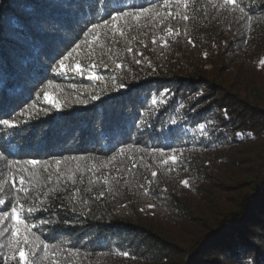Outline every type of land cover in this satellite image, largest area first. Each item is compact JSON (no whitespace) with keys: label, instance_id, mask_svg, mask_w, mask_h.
<instances>
[{"label":"trees","instance_id":"16d2710c","mask_svg":"<svg viewBox=\"0 0 264 264\" xmlns=\"http://www.w3.org/2000/svg\"><path fill=\"white\" fill-rule=\"evenodd\" d=\"M237 3L0 0V199L36 264H264V0Z\"/></svg>","mask_w":264,"mask_h":264},{"label":"snow or ice","instance_id":"6c2138e0","mask_svg":"<svg viewBox=\"0 0 264 264\" xmlns=\"http://www.w3.org/2000/svg\"><path fill=\"white\" fill-rule=\"evenodd\" d=\"M181 2L182 0H176V3L178 5ZM224 3L227 5H233L235 7H238L241 13H244L245 11V9L237 3V0H224ZM168 4H169V0H163V5L165 7H167ZM113 11L118 13V15H111V13H109L113 21L118 20L119 16L130 15V13L123 12L121 9H113ZM148 11H149L148 7L141 6L139 11L136 13V17L138 18L141 14L146 13ZM169 15H171V12H169ZM183 18L184 20L188 19L187 16H184ZM104 23L107 24L108 20H104ZM97 27H99L98 24H93L92 27L88 29V32L85 33V36H87L90 32L93 31V29H96ZM168 31L169 34H172V29H169ZM176 34L179 35L178 32ZM153 43H156L155 38L153 39ZM189 43H191L190 40ZM80 47H81L80 44H76L75 48H73V51H70L68 52L67 55L63 56V59L59 61L61 69H66L68 67L65 64V61H67L69 57L73 55V52ZM129 51H131V49H129ZM140 62L141 61L139 60L137 61V63ZM261 63L264 64V60H262ZM95 67H96L95 65H92L91 70H87V78L89 80L98 81L101 79V76L96 73ZM116 67L120 68L121 65L118 63L116 64ZM70 70L83 75L86 71V68L82 67L80 63H77L73 67H71ZM92 98L97 99L98 97L93 96ZM44 99L46 102L54 104L56 107H60V105L57 103L55 98L51 97L48 93H45ZM25 115H28V113L27 112L20 113V116H25ZM173 123H175V121H173ZM0 125L6 127H13V121L10 119L0 118ZM199 127L201 130L205 129L204 124H200ZM121 151H123V149H121ZM5 153H7V149H5ZM169 159L173 162V164L176 163L175 155L170 156ZM11 163L12 161L9 160V164ZM16 163L19 164L20 161H16ZM38 163L40 162L35 159L27 160L24 162V164L27 165H36ZM57 163H59V161H57ZM162 163L168 165V160L165 159L162 161ZM133 167H135V165H133ZM151 176L152 178H155L157 176V172L152 171ZM25 182H26L25 176L20 175L18 180L19 188H16L17 181L15 179H13L12 181L13 188L17 191H23ZM148 183H151V181H149ZM181 183L185 187L189 186L188 180H183L181 181ZM145 194H147V192ZM101 196H103V193H101ZM32 214H33V209L28 208L27 210H25L24 205L20 203L18 197L15 203H12L11 201L6 202L4 199H0V225H4L3 231L0 232V236H3L5 233H7L11 237L10 242L8 244L9 249L12 251L11 256H8L6 254H0V259H3L5 261V264H7V261L10 259L11 260L18 259V264H36V260H37L36 248L29 247V245L31 244V240H30L31 230L37 227L35 223L27 222V217ZM35 239L39 241V245L37 247L42 248L45 254L43 258H47L49 245L47 243H44V241L40 239V236H35ZM3 247H4L3 245H0V249H2ZM72 250L73 251L75 250L74 246L72 247ZM123 254L127 255V253H123ZM53 264H55V261H53Z\"/></svg>","mask_w":264,"mask_h":264}]
</instances>
